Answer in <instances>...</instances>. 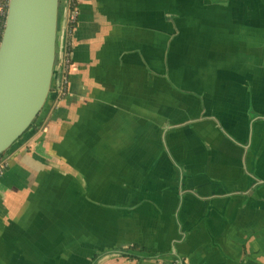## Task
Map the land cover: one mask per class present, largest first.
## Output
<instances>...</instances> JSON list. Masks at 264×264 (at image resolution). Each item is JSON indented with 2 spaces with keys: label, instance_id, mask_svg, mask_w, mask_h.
I'll list each match as a JSON object with an SVG mask.
<instances>
[{
  "label": "crops",
  "instance_id": "crops-1",
  "mask_svg": "<svg viewBox=\"0 0 264 264\" xmlns=\"http://www.w3.org/2000/svg\"><path fill=\"white\" fill-rule=\"evenodd\" d=\"M77 2L67 93L4 155L0 264H264V0Z\"/></svg>",
  "mask_w": 264,
  "mask_h": 264
},
{
  "label": "water",
  "instance_id": "water-1",
  "mask_svg": "<svg viewBox=\"0 0 264 264\" xmlns=\"http://www.w3.org/2000/svg\"><path fill=\"white\" fill-rule=\"evenodd\" d=\"M60 0H10L0 43V155L7 153L57 94L64 30Z\"/></svg>",
  "mask_w": 264,
  "mask_h": 264
},
{
  "label": "built area",
  "instance_id": "built-area-1",
  "mask_svg": "<svg viewBox=\"0 0 264 264\" xmlns=\"http://www.w3.org/2000/svg\"><path fill=\"white\" fill-rule=\"evenodd\" d=\"M10 0H0V43L2 40L6 17L8 13ZM66 13H65V23L63 26V45L60 56L56 55L55 68H60V82L57 87V94L60 98H62L67 93L68 83H69V73L71 67V52H72V44H71V33L75 28V25L78 21V17L80 14L79 5L77 0H66ZM8 166L7 160L2 157L0 158V178L5 172Z\"/></svg>",
  "mask_w": 264,
  "mask_h": 264
},
{
  "label": "trees",
  "instance_id": "trees-1",
  "mask_svg": "<svg viewBox=\"0 0 264 264\" xmlns=\"http://www.w3.org/2000/svg\"><path fill=\"white\" fill-rule=\"evenodd\" d=\"M48 111V105L46 104L45 105V107H44V109L41 111V113L39 114V116L37 117V119L32 123V125L29 127V129L25 132V134L20 138V139H22L25 135H27V133H29L30 131H31V129H33L36 125H37V123H38V121H39V119L42 117V115L44 114V113H46ZM19 139V140H20ZM18 140V141H19ZM17 141V142H18ZM17 142H15V144L17 143ZM14 144V145H15ZM13 145V146H14ZM12 146V147H13ZM4 155H5V153H2L1 155H0V158H2V157H4Z\"/></svg>",
  "mask_w": 264,
  "mask_h": 264
},
{
  "label": "rangeland",
  "instance_id": "rangeland-1",
  "mask_svg": "<svg viewBox=\"0 0 264 264\" xmlns=\"http://www.w3.org/2000/svg\"><path fill=\"white\" fill-rule=\"evenodd\" d=\"M60 10H62V3H60ZM46 104H47V103H46ZM46 104H45V105H46ZM44 107H45V106H44ZM43 109H44V108H43ZM40 113H41V112H40ZM40 113H39V114H40ZM38 116H39V115H38ZM36 119H37V118H36Z\"/></svg>",
  "mask_w": 264,
  "mask_h": 264
}]
</instances>
